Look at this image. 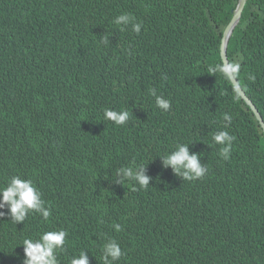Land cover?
<instances>
[{"label": "trees", "instance_id": "obj_1", "mask_svg": "<svg viewBox=\"0 0 264 264\" xmlns=\"http://www.w3.org/2000/svg\"><path fill=\"white\" fill-rule=\"evenodd\" d=\"M237 2L0 0V187L31 179L51 212L15 224L0 209V264H23L20 243L57 229L68 233L59 264L81 250L102 264L109 238L123 252L113 264H264V133L231 81L209 72ZM122 13L139 34L114 23ZM227 56L264 119V0H247ZM105 109L130 118L117 125ZM221 130L235 137L226 160ZM181 143L200 153L202 178L163 166ZM143 164L147 188L114 179Z\"/></svg>", "mask_w": 264, "mask_h": 264}, {"label": "clouds", "instance_id": "obj_2", "mask_svg": "<svg viewBox=\"0 0 264 264\" xmlns=\"http://www.w3.org/2000/svg\"><path fill=\"white\" fill-rule=\"evenodd\" d=\"M133 21L134 17L127 13H122L114 18V23L117 25L127 26L131 23L132 31L139 34L142 23ZM102 42L107 44L109 42L108 37H103ZM240 67L241 65L238 61L228 62L210 68L209 72L212 74L219 72L226 80L233 81L238 76ZM254 78L253 76L249 77V79ZM150 95L155 98V105L162 111L166 112L171 108V101L162 95H157L155 89L150 90ZM104 118L117 125H124L129 120L130 113L128 110L117 111L105 109ZM223 119L231 122L232 116L225 113ZM234 139L235 137L225 130L218 131L213 135V141L223 145L219 150V155L225 160L229 158L232 141ZM188 145L189 144L183 143L178 144L174 150L160 158L164 167L170 166L172 171L182 176L183 179H200L205 175L208 169L199 162L200 153H189ZM145 166L146 164L136 167L119 168L117 169L114 179L119 184L124 180H133L141 187L147 188L151 177L145 174ZM5 207H7L8 210L7 215L11 217V220L15 224L17 222H24L31 212L39 213L45 220L51 215L50 209L45 206V201L42 199L41 191L34 185L31 179H24L19 175L12 176L6 185L0 187V209H4ZM4 215L5 212L0 211V217ZM113 228L116 231H120L121 225L114 224ZM67 235L68 233L65 229H57L44 231L38 238L26 237L23 242L20 243L23 245V264H59L57 252L63 249ZM122 255L123 252L118 242L113 238H109L102 247V264H113V262L119 260ZM70 264H89L86 251L81 250L78 255L73 256Z\"/></svg>", "mask_w": 264, "mask_h": 264}, {"label": "water", "instance_id": "obj_3", "mask_svg": "<svg viewBox=\"0 0 264 264\" xmlns=\"http://www.w3.org/2000/svg\"><path fill=\"white\" fill-rule=\"evenodd\" d=\"M247 0H238L236 7L233 10V15L229 21V23L226 25V27L223 30L221 43H220V56L223 63H228V57H227V46L229 38L236 27L237 23L239 22L244 6L246 4ZM234 88L240 95V97L246 102V104L250 107L252 112L254 113L256 119L259 122L260 127L263 130L264 133V120L262 118V115L260 114L259 110L257 109L256 105L253 103V101L248 97V95L245 93V91L242 89L240 83L238 82L237 78H235L233 81H231Z\"/></svg>", "mask_w": 264, "mask_h": 264}]
</instances>
